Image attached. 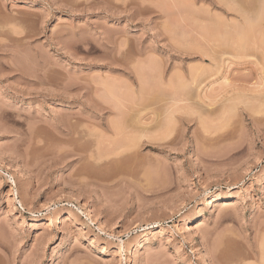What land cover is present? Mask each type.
I'll return each mask as SVG.
<instances>
[{
  "label": "rangeland",
  "instance_id": "rangeland-1",
  "mask_svg": "<svg viewBox=\"0 0 264 264\" xmlns=\"http://www.w3.org/2000/svg\"><path fill=\"white\" fill-rule=\"evenodd\" d=\"M260 100L264 0H0V264H264Z\"/></svg>",
  "mask_w": 264,
  "mask_h": 264
},
{
  "label": "bare ground",
  "instance_id": "bare-ground-1",
  "mask_svg": "<svg viewBox=\"0 0 264 264\" xmlns=\"http://www.w3.org/2000/svg\"><path fill=\"white\" fill-rule=\"evenodd\" d=\"M238 95H239V94H238ZM242 96H243V95H241V97H242ZM235 100H237V99H235ZM240 100H241V98H240ZM245 100H246V99H245ZM248 100H249V99H248ZM248 100H247V101H248ZM250 100H251V99H250ZM241 101H244V100H241ZM247 101H246V102H247ZM260 101H262V102L264 103V100H260ZM236 102H237V101H236ZM236 102H235V103H236ZM244 102H245V101H244ZM254 102H255V101H254ZM237 103H238V102H237ZM263 103H261V104L264 105ZM251 104L253 105V104H255V103H251ZM259 104H260V103H259ZM248 106H249V105H248ZM255 107H256V106H255ZM249 108H250V107H249ZM251 108H253V107H251ZM139 115H140V116L137 117V118H138V122H137V123H139L140 126H139V128L137 127L138 130H136V131H138V134H139V136H138V138H139L138 142H139V143H140V142H143V143H144V142H145V141H144V138H145V137H148V136H147L148 130H147L146 126H145V125L147 124V123H146V119H147L146 117H147V116H146V114H144L143 112H141ZM138 134H137V135H138ZM263 240H264V239H263ZM263 243H264V242H263ZM261 244H262V243H261ZM263 246H264V244H263ZM263 246L261 247V248H263V252H262V253H264V247H263ZM262 256H263V255H262ZM263 258H264V257H263ZM261 259H262V258H261ZM263 260H264V259H263ZM263 262H264V261H263Z\"/></svg>",
  "mask_w": 264,
  "mask_h": 264
}]
</instances>
